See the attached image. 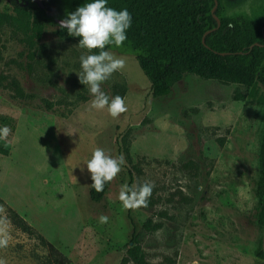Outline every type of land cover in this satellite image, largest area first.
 Returning a JSON list of instances; mask_svg holds the SVG:
<instances>
[{"label":"rangeland","instance_id":"1","mask_svg":"<svg viewBox=\"0 0 264 264\" xmlns=\"http://www.w3.org/2000/svg\"><path fill=\"white\" fill-rule=\"evenodd\" d=\"M41 1L55 23L75 11L72 0ZM222 4L225 16L264 11V0ZM10 10L8 0H0V12ZM110 52L125 61L102 85L125 99L127 111L117 118L92 108L77 76L88 52L59 25L46 22L32 61L12 30L3 29L0 117L13 131L0 140L8 152L0 155V238L8 239L0 264L52 260L35 236L13 226L10 212L69 264H132L126 259L131 227L119 200L129 171L132 187L154 184L147 207L130 208L150 264H166V258L175 264H264V227L257 224L253 191L260 177L264 88L185 75L168 96L154 98L135 58ZM15 87L24 98L15 97ZM97 148L126 161L101 203L89 199L92 181L84 165ZM148 220L158 227L152 234L142 229Z\"/></svg>","mask_w":264,"mask_h":264},{"label":"trees","instance_id":"2","mask_svg":"<svg viewBox=\"0 0 264 264\" xmlns=\"http://www.w3.org/2000/svg\"><path fill=\"white\" fill-rule=\"evenodd\" d=\"M216 1L217 7L212 13L214 0H108V7L129 11L132 26L123 46L110 45L106 50L133 56L149 81L154 98L168 96L172 87L185 75L251 90L256 86L264 88V11L250 17L225 16L222 0ZM88 2L91 0H72V6L76 10ZM8 6L10 13L0 12V37L5 27L11 29L16 39L27 48V59L32 61L46 22L51 20L57 24L52 16L47 15L46 8L40 9L32 0H8ZM14 91L16 98H24L18 87ZM7 120L0 117V123L8 126ZM0 155L7 156L8 152L0 147ZM258 164L260 177L253 191L259 204L257 224L264 227V139L259 149ZM128 177V186L132 187L130 171ZM91 184L88 191L90 201L101 203L111 181L101 192ZM126 219L131 227L126 259L132 264H150L142 247V233L131 218L130 208H126ZM10 220L21 233L35 236L47 247L52 257L51 264H69L16 213L10 212ZM157 228L151 220L142 226L146 234L154 233ZM165 262L175 264L173 259L166 258Z\"/></svg>","mask_w":264,"mask_h":264},{"label":"clouds","instance_id":"3","mask_svg":"<svg viewBox=\"0 0 264 264\" xmlns=\"http://www.w3.org/2000/svg\"><path fill=\"white\" fill-rule=\"evenodd\" d=\"M107 3L108 0H91L82 4L59 21V28L68 36L79 38L78 45L88 52L80 57L81 71L77 76L79 83L88 88L92 108L107 109L112 118H117L127 111L125 99L119 95L110 96L102 85L125 67V61L106 49L110 45L123 46L132 26V16L126 8L117 11ZM10 132L8 126L0 127V140L6 139ZM125 162L123 155L112 158L104 150L95 149L84 164L90 174L91 186L97 192L103 191L105 184L120 173ZM153 188L154 184L150 182L135 187L122 185L119 200L125 208L147 207ZM101 222H107V217H101ZM7 243V238H0V247L7 246Z\"/></svg>","mask_w":264,"mask_h":264},{"label":"water","instance_id":"4","mask_svg":"<svg viewBox=\"0 0 264 264\" xmlns=\"http://www.w3.org/2000/svg\"><path fill=\"white\" fill-rule=\"evenodd\" d=\"M40 9H44V6L42 4V1L41 0H32ZM217 7V1L214 0V8L212 9V13L214 12V10L216 9ZM56 24L59 25V21H56ZM220 23L219 21L217 20V27H219ZM208 33V32H207ZM205 33V35L207 34ZM202 43L204 44V41L202 40Z\"/></svg>","mask_w":264,"mask_h":264}]
</instances>
